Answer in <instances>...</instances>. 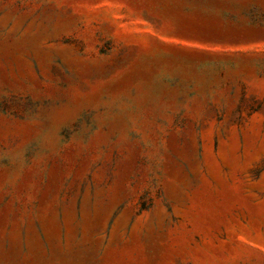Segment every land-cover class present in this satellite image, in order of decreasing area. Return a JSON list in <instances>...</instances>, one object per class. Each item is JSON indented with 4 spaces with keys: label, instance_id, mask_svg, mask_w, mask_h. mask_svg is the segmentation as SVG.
<instances>
[{
    "label": "rangeland",
    "instance_id": "obj_1",
    "mask_svg": "<svg viewBox=\"0 0 264 264\" xmlns=\"http://www.w3.org/2000/svg\"><path fill=\"white\" fill-rule=\"evenodd\" d=\"M0 264H264V0H0Z\"/></svg>",
    "mask_w": 264,
    "mask_h": 264
}]
</instances>
